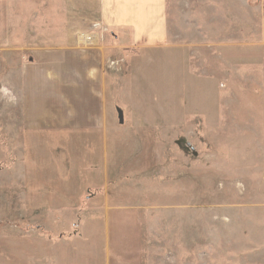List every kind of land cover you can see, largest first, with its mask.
I'll return each instance as SVG.
<instances>
[{"label": "rangeland", "instance_id": "rangeland-1", "mask_svg": "<svg viewBox=\"0 0 264 264\" xmlns=\"http://www.w3.org/2000/svg\"><path fill=\"white\" fill-rule=\"evenodd\" d=\"M167 17L165 45L105 60L102 134L26 130L0 53V264H264V0H167ZM213 36L247 49L224 53L247 66L234 93L243 69L201 53Z\"/></svg>", "mask_w": 264, "mask_h": 264}, {"label": "crops", "instance_id": "crops-1", "mask_svg": "<svg viewBox=\"0 0 264 264\" xmlns=\"http://www.w3.org/2000/svg\"><path fill=\"white\" fill-rule=\"evenodd\" d=\"M101 29L110 32L115 45L107 44ZM168 38L167 0H0V53L19 59L7 78L26 130L102 134L105 60L117 61L109 58L115 51L163 46ZM204 44L210 51L203 49L202 55H221L228 73L243 69V77L225 84L230 93L239 90L247 66L224 53L247 49L228 47L221 53L214 36ZM203 69L201 98L212 105L208 114L214 116L224 83L217 80L218 69Z\"/></svg>", "mask_w": 264, "mask_h": 264}]
</instances>
